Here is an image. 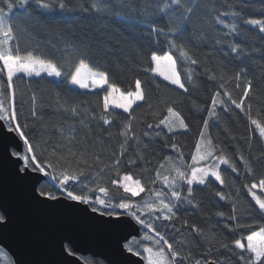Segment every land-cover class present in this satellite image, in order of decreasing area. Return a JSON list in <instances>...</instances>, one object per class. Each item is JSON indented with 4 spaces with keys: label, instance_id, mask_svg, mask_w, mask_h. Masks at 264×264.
I'll return each mask as SVG.
<instances>
[{
    "label": "snow or ice",
    "instance_id": "obj_1",
    "mask_svg": "<svg viewBox=\"0 0 264 264\" xmlns=\"http://www.w3.org/2000/svg\"><path fill=\"white\" fill-rule=\"evenodd\" d=\"M0 5H2L0 6V75L6 77L0 80V136L9 139L4 151L16 164L17 176L33 182L34 196L44 198L41 202L63 203L66 200L77 205H87L88 208L84 211L107 217L106 223L115 228L128 223L123 219L124 217H131L141 226L143 235L139 240L135 237L131 239L126 237L122 250L133 256L142 257L146 264H185L190 257V253L186 250L187 242L177 240L175 236L171 237L172 242H170L168 234L158 231L155 225L158 222H167L173 232L181 234L176 223H173L180 221L177 213L181 210V205H189L194 209L201 207V201L197 199L193 186L207 187L209 183L215 181L228 188L230 185L222 174L221 166H226L232 172L239 171L234 160L226 154L223 147L214 143L209 132V121L219 120L218 108L228 111L230 106H235L244 111L251 125L258 131L261 140H264V120L251 115L252 104L248 101L254 89L252 80L247 78V69L242 68L235 75L226 78L224 65L218 70L203 68V74H207L210 80H218L220 83L211 97L210 107L205 109L207 118L203 120L198 133L191 163L185 161L184 152L173 137V142L166 146L176 150V158L162 157V162H158V166L152 172L146 167L143 168L139 173L145 177L142 182L139 178L134 179L130 173L121 175L120 166L129 142H139V137L134 131L136 123L134 106L139 107L143 102L148 104L149 109L152 108L146 88L142 87L139 79L135 81V90L126 92L121 91L116 84L110 83L107 72L94 70L90 66L88 43L75 36H69L61 28H56L53 25V17L78 11L88 13L101 21L107 19L119 24L133 37L147 34L154 43H159V38H163L167 44V51L164 55H158L155 51L151 53L150 60L155 67L149 71L163 76L170 85L177 86L187 94L189 86L198 87L196 81L202 75L196 71L197 68L202 67L198 58L199 47L201 45L218 47L223 43L228 49V54H234V58L243 62L250 53L242 47L247 33L241 30V25L252 26L254 30L264 35V8L259 13L260 18H246L243 15V9L246 7L243 0H233V3L227 5L229 10L224 12L217 11L215 4H212L211 8L207 9L216 13L211 17V25L222 26L217 37L211 35L205 27V24L209 23L205 17L197 15L206 9L203 0H0ZM229 17L230 21L227 19ZM21 19L27 27H22L17 22ZM28 27L42 30L52 28L61 46L59 48L50 46L52 55H46L38 49L22 51L18 32L27 31ZM237 39L240 40L239 43L236 42ZM136 51L140 52L138 46ZM173 51L179 54L180 61L185 65L183 80L176 70L177 57L173 55ZM162 64L170 68V71H162ZM41 74L62 78L53 82L75 85L80 89H101L105 93L100 112L97 113L94 110L87 111L80 105L67 103L57 92L58 111L70 113L76 118L98 120L108 126L115 122V118L109 112L110 106L114 105L115 108L122 109L128 114V120L119 133L123 143L120 144L118 156H114L109 163L101 166L100 156L94 155L90 164L84 152L73 150L72 145L75 140L73 125H69L67 129H57L59 135L67 141L66 144L53 146L50 150L45 147L37 152L40 143L33 142L36 140L32 135L34 129L27 122L22 123L19 119L16 107L17 96L20 97V103L24 100L23 93L18 94L16 91L14 79H21L23 75L41 77ZM229 83L240 90L239 99L234 98L225 87ZM116 93H119V98L116 97ZM30 96L31 116L37 118V97L34 92ZM178 103L179 101L168 103L163 118H159V112H154L153 116L158 122L147 124V129H160L163 126L168 133L189 130V123L186 122L181 111L174 106ZM80 122L83 124V119ZM148 134V132L143 133L145 136ZM155 135L159 136L160 132H156ZM110 137L111 133H109ZM20 142L23 148L20 147ZM47 143L48 141H44L45 145ZM238 159L243 163L246 173L255 174L253 164L248 158L240 154ZM259 159H264V155L257 158ZM137 160L145 162L142 154L137 155ZM127 163L134 165L136 160H129ZM93 166L99 171H92ZM108 171H115L117 179L102 183V173ZM44 177H49L55 182L59 194L48 190ZM244 187L258 206V210L264 213V178ZM113 190L119 195H112ZM141 193H144V196L139 201L133 199ZM214 195L220 200L231 201L232 215L226 216L223 211H218L217 216L237 221L236 227L239 228L251 227L238 223L237 202L231 193L219 191ZM11 220V214L7 210H0V228L8 227ZM184 226L190 228L200 238H205L204 230L195 224H189L187 219L182 222L181 227ZM214 238L215 234L212 233L206 238L209 245L208 252L214 251L211 246ZM220 247L235 252L238 264H264V226L258 231L251 230L246 237L235 239L231 246L223 243ZM0 255L4 253L0 251ZM192 264H217V262L202 258L193 260ZM219 264H228V261L222 260Z\"/></svg>",
    "mask_w": 264,
    "mask_h": 264
},
{
    "label": "trees",
    "instance_id": "obj_2",
    "mask_svg": "<svg viewBox=\"0 0 264 264\" xmlns=\"http://www.w3.org/2000/svg\"><path fill=\"white\" fill-rule=\"evenodd\" d=\"M206 9L199 12L198 17L203 15L209 22L205 27L213 36H219L220 25L212 26L211 17L215 12L207 11L212 4L219 12L228 11V4L233 0H203ZM246 5L243 9V15L246 18H260L259 13L264 8V0H243ZM2 6V5H0ZM229 21L231 18H227ZM22 27H27L21 19L17 21ZM53 25L61 28L69 36H75L80 40H84L89 45V64L94 70L105 71L108 73L109 82L114 83L121 91L135 90V81L139 79L142 87L148 92V101L152 104L149 109L148 104L140 103L139 107L134 106V116L136 123L134 131L139 137V142H129L127 151L121 160L120 174L130 173L134 179L139 178L143 182L145 177L139 175L143 168H147L152 172L158 166V162H162L161 158L172 156L174 159L177 153L170 145L174 141L178 143L184 152V159L187 163H191V155L195 153V144L198 139V133L201 130L202 122L207 118L206 111L210 107L211 97L218 89V80H210L207 74H203V68L218 70L221 65L226 66L225 77L233 76L242 68L247 69L248 79L253 82V94L250 102L252 104L251 115L254 118L264 120V35L254 30L252 26L241 25V30L247 33V38L242 47L246 48L250 53L243 59V62L234 58V54H228L226 46H205L201 45L198 51V58L201 60L202 67L196 71L201 73L200 79L196 81L197 88L189 86V91L185 94L179 90L177 86L170 85L168 81L159 77L156 73L149 71L154 68L153 62L150 60L151 53L155 51L158 55H164L167 51V44L163 38H159V43H154L147 34L133 37L119 24H114L110 20L101 21L88 13H62L53 17ZM226 31V29H225ZM21 50L38 49L46 55H52V48H59L60 42L54 34L53 29L48 30L33 29L28 27L27 31L18 32ZM240 42L239 39L236 40ZM136 46L140 48V52L136 51ZM258 49L259 51H252ZM173 55L177 57V71L184 79L185 65L180 61L179 54L173 51ZM205 57H208L205 59ZM74 59V54H73ZM6 77L0 75V80ZM62 78H51L47 76L27 77L23 75L21 79H14V86L17 93H23V103H20V97L17 96V110L19 119L22 123L27 122L33 129L32 135L36 137L33 141H39L40 146L37 147L39 153L47 147L49 150L53 146H63L67 143L64 137L60 136L57 129H67L69 125L75 128L73 141V150L84 152L85 157L92 162L94 155H99L101 166L109 163L114 156H118L120 152V144L123 138L119 135L122 126L128 120V114L122 109L109 108L115 122L111 125H103L98 120H90L83 117H72L70 113L57 110L56 93L59 92L61 97L69 104H77L87 111L100 112L104 91L101 89H79L67 83L53 82ZM187 86V85H186ZM225 87L233 94V97L239 99L241 92L237 90L234 84H226ZM35 93L37 97V118L31 116V93ZM172 101H179L174 105L181 111L186 122L189 123V130H180L176 133H168L162 126L160 129H147V124H154L158 120L153 116L154 112H159V118H163L166 114V106ZM219 114L218 121H209V132L213 137L214 143L225 149L236 163L238 172H232L226 166H221L222 174L230 187L225 188L218 182H211L207 187L203 185H194V192L198 200L201 201V207L194 209L189 205H181V210L177 213L180 218L176 223V227L180 229L181 234L173 232L167 222H158L155 226L158 231L166 232L168 236H175L177 240L187 242V252L190 253L189 259L185 264H192L193 260L205 259L215 260L217 264L220 261H228V264H238V257L235 252L228 251L220 247L223 243L230 246L235 239L241 236L246 237L251 230H259L264 226V213L258 210V206L247 192L245 185H250L260 178H264V159L257 160L258 157L264 155V140H261L258 131L251 125L248 116L235 106H230L228 111L217 109ZM83 119V124H81ZM148 132L147 136L143 135ZM160 132L159 136L155 133ZM109 133L111 137L109 138ZM31 138V137H30ZM44 141H48L47 145ZM47 153L45 152V155ZM142 154L145 162L137 160V155ZM243 154L248 158L254 168V175L245 172L243 163L238 159ZM129 160H136V164L130 165ZM92 171H99L93 166ZM103 181L110 182L117 179L115 171L102 173ZM48 190L54 194H59L58 189L49 177L44 180ZM224 191L231 193L237 202L238 223L240 225L251 226L250 228L236 227L237 221H231L225 217L217 216L218 211H223L226 216H231V201L220 200L214 195L215 192ZM259 191H257V194ZM119 195L115 190L111 193ZM260 194V193H259ZM144 196L142 193L134 200L139 201ZM184 219L189 224H195L202 228L205 238H200L198 234H194L187 226L181 227ZM234 229V230H233ZM212 233L215 238L211 241L214 249L208 252V243L206 238ZM142 237V236H141ZM136 238V239H141ZM246 242V241H242ZM67 249H72L67 245ZM238 251V250H236ZM7 253V252H6ZM11 264H14L12 257L7 253ZM87 264H108L100 258L92 255H80ZM0 264H4L0 257Z\"/></svg>",
    "mask_w": 264,
    "mask_h": 264
},
{
    "label": "water",
    "instance_id": "obj_3",
    "mask_svg": "<svg viewBox=\"0 0 264 264\" xmlns=\"http://www.w3.org/2000/svg\"><path fill=\"white\" fill-rule=\"evenodd\" d=\"M8 143V137L0 136V210L12 217L8 227L0 228V246L14 264H87L80 255L108 264H146L122 250L126 237L143 235L135 220L124 217L128 223L115 228L106 223L107 217L84 211L87 205L41 202L44 198L34 196L33 182L17 176L16 164L4 151Z\"/></svg>",
    "mask_w": 264,
    "mask_h": 264
},
{
    "label": "rangeland",
    "instance_id": "obj_4",
    "mask_svg": "<svg viewBox=\"0 0 264 264\" xmlns=\"http://www.w3.org/2000/svg\"><path fill=\"white\" fill-rule=\"evenodd\" d=\"M154 64V63H153ZM154 67H155V64H154ZM161 70L162 71H164V72H168V71H170V68H168L166 65H164V64H162L161 65ZM177 70V69H176ZM159 77H161L162 79H164V77L163 76H161V75H159V74H157ZM25 76H27V75H25ZM41 76H45L44 74H41ZM28 77V76H27ZM32 77H36V76H32ZM30 78V77H29ZM52 79H53V77H51ZM55 79V78H54ZM105 87H107V86H105ZM80 89V88H79ZM84 90H86V89H84ZM90 90H96V89H90ZM116 97L117 98H119V93H116ZM110 108H113V109H115V107H114V105L113 106H110ZM116 109H118V108H116ZM163 127V126H162ZM174 151L176 152V150L174 149ZM166 190V189H165ZM142 194V193H141ZM258 195H259V193H258ZM0 251H2L3 253H4V255H0V257L3 259V261H4V264H11V262H9L10 261V259H9V257H8V255H7V253H6V250L4 249V248H2L1 246H0ZM13 262V261H12ZM14 263V262H13Z\"/></svg>",
    "mask_w": 264,
    "mask_h": 264
},
{
    "label": "crops",
    "instance_id": "obj_5",
    "mask_svg": "<svg viewBox=\"0 0 264 264\" xmlns=\"http://www.w3.org/2000/svg\"><path fill=\"white\" fill-rule=\"evenodd\" d=\"M73 87H75V88H79L78 86H75V85H72Z\"/></svg>",
    "mask_w": 264,
    "mask_h": 264
}]
</instances>
